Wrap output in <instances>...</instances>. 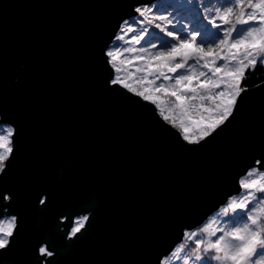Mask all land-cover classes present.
Here are the masks:
<instances>
[{
	"label": "water",
	"instance_id": "obj_1",
	"mask_svg": "<svg viewBox=\"0 0 264 264\" xmlns=\"http://www.w3.org/2000/svg\"><path fill=\"white\" fill-rule=\"evenodd\" d=\"M137 3L0 0V124L15 130L0 214L18 218L0 264H161L264 159V82L199 145L106 86L103 50ZM81 211L89 220L70 238ZM45 243L51 257L37 251Z\"/></svg>",
	"mask_w": 264,
	"mask_h": 264
},
{
	"label": "snow or ice",
	"instance_id": "obj_2",
	"mask_svg": "<svg viewBox=\"0 0 264 264\" xmlns=\"http://www.w3.org/2000/svg\"><path fill=\"white\" fill-rule=\"evenodd\" d=\"M133 10L138 18H132L131 23L122 20L112 44L103 50L110 69L106 86L154 105L156 115L187 144L207 141L234 119L248 91L243 86L247 73L254 72L258 64L264 66V0H223L213 9L203 0H157L155 4L138 0ZM189 16L216 30L218 43L212 41L206 48L204 41L197 42L202 32L191 22L177 27L178 20ZM190 60L203 62L211 75L180 74L186 66L195 67V63L188 64ZM220 61L234 64L230 68L223 63L217 66ZM14 131L9 128L8 135L0 137V175L6 174L10 162ZM261 168L264 159L254 161L247 175ZM239 183L246 195L230 199L222 223L213 220L214 228L210 224L199 230L208 232L207 239L194 231L185 234L194 247L184 264H264V183L243 179ZM12 199V193L0 192V201ZM46 199L42 196L39 203L45 204ZM88 220L87 215L69 219L70 238H79ZM4 223L8 226H2ZM17 229V216L4 221L0 214V250L14 242ZM37 251L43 257L54 254L46 243Z\"/></svg>",
	"mask_w": 264,
	"mask_h": 264
},
{
	"label": "rangeland",
	"instance_id": "obj_3",
	"mask_svg": "<svg viewBox=\"0 0 264 264\" xmlns=\"http://www.w3.org/2000/svg\"><path fill=\"white\" fill-rule=\"evenodd\" d=\"M207 0H203V3H206ZM157 2V1H156ZM155 2V3H156ZM223 3V0H216L213 2V5L211 7H209V9H213L215 7H220L221 4ZM154 4V3H153ZM134 18V17H133ZM129 20V19H128ZM198 21V20H193V18L191 16H189L187 19H182V20H178V23H177V27L180 26V23H183L184 25H188L190 22L192 24V26L195 24V22ZM197 23V22H196ZM197 29H199L202 33L206 32L208 35L204 36L203 39L200 40V37L197 38V42H200V41H204V46L207 48L208 46V43H211L212 41H216L218 43V36H217V33H216V30L212 29L210 26L207 25V22L205 21V23H201L199 24L197 27ZM183 38V37H182ZM122 43V42H121ZM158 44V43H157ZM133 47H139V45H132ZM195 62L190 60L188 61V64L189 65H192L194 64ZM202 63L203 62H200V63H195V67L194 68H190V67H187L183 70H179L181 71L180 74H188V73H192V74H195V75H199L200 72H205L207 73L208 75H211V72L209 69H206L202 66ZM220 63H223L226 67H232L234 62H231L229 63L228 61H220L217 63V66H219ZM201 79H203V77H201ZM160 81H158L157 83H159ZM1 128H0V137H3V136H7L8 135V132L7 130L9 128H12L11 126L9 125H0ZM10 140H11V137H10ZM11 147V144L9 145ZM0 151H3V149H0ZM252 179H247L245 182H248V183H251L252 181H257V182H260V183H264V175L260 174V175H255L254 177H251ZM243 191V189H242ZM246 195V192L243 193V194H237L233 197H235L236 199H240L242 198L243 196ZM231 197V198H233ZM230 198V199H231ZM230 199H229V202H230ZM223 205L220 209V213L215 215V216H212L210 219L207 220L206 223H203L201 226L193 229V230H188L189 232H198V234L200 235V238L202 239H207L208 238V232H203V233H200L199 230L204 228L205 226L207 225H210L212 224V221L215 220L216 223H222L224 220H226V216L223 215V210L224 208L227 207L228 203ZM10 217H5L3 218L4 221H7ZM2 226L4 227H7L8 225L6 223H4ZM215 225L212 224V228H214ZM209 231H211V228L209 229ZM188 238V237H187ZM190 239V238H188ZM190 241V240H189ZM188 241V242H189ZM179 245V244H178ZM177 245V246H178ZM178 248V247H177ZM174 250L172 251V253L170 255H168L167 257H165L163 259V264H174V262H176L175 264H184L185 260L186 259H181V256L179 255V253H174ZM165 260V261H164ZM213 264H215V262H213Z\"/></svg>",
	"mask_w": 264,
	"mask_h": 264
},
{
	"label": "trees",
	"instance_id": "obj_4",
	"mask_svg": "<svg viewBox=\"0 0 264 264\" xmlns=\"http://www.w3.org/2000/svg\"><path fill=\"white\" fill-rule=\"evenodd\" d=\"M214 1H216V0H207L206 1V4L208 5V7H211L212 5H213V2ZM161 2L163 3V2H166V0H161ZM157 3V2H156ZM155 4V3H154ZM135 18H138V15L135 17ZM132 19V18H131ZM131 19H129L128 21H129V23H131ZM197 22V23H196ZM195 22V24L193 25L195 28L199 25V24H201V23H205V21H200V20H198V21H196ZM148 27L151 29V25H148ZM157 33L159 32V30L158 29H156L155 30ZM162 35V34H161ZM206 35H208L206 32H204V33H202V36L200 37V40L201 39H203L204 38V36H206ZM159 42L160 41H156V43H158L159 44ZM179 72H181V71H179ZM262 82H264V66H261V65H257V67H256V70L253 72V71H249L248 73H247V78L243 81V86H246L247 88H251V87H254V86H256V85H258V84H260V83H262ZM172 99H174V98H172ZM0 125H2V124H0ZM0 128H1V126H0ZM251 170V169H250ZM249 170V171H250ZM262 173H264V170H261L260 169V172H257V173H255V174H253V175H251V176H249V175H244L242 178H241V180L243 179L244 181H246L247 179H252L251 177H254L255 175H260V174H262ZM243 193H245V191H244V189H243V191H241L239 194L241 195V194H243ZM238 194V195H239ZM229 202V201H228ZM227 204V203H226ZM220 209H222V208H220ZM218 210V211H216L215 213H213L211 216H210V218L212 217V216H215V215H217V214H219L220 213V211L221 210ZM209 218V219H210ZM225 219H227V217L225 218ZM207 222V221H206ZM205 222V223H206ZM187 232H189L188 230L185 232V234L187 233ZM190 240V241H189ZM189 241V242H188ZM178 247V248H177ZM175 249H174V253H179V255L181 256V259H187V256L188 255H191L192 254V249H193V247H194V243L192 242V240L191 239H188L187 238V236L185 235L184 236V239L182 240V242L177 246ZM173 253V254H174ZM166 259V258H165ZM165 261V260H164ZM176 262H174V264H175Z\"/></svg>",
	"mask_w": 264,
	"mask_h": 264
},
{
	"label": "flooded vegetation",
	"instance_id": "obj_5",
	"mask_svg": "<svg viewBox=\"0 0 264 264\" xmlns=\"http://www.w3.org/2000/svg\"><path fill=\"white\" fill-rule=\"evenodd\" d=\"M85 215L90 216V212H86V211L79 212L77 215L74 216L73 221L76 220V219H79L80 217L85 216ZM60 220L63 221V222H66L67 218L66 217H61ZM69 236H70V233H69ZM44 258H46V257H44Z\"/></svg>",
	"mask_w": 264,
	"mask_h": 264
}]
</instances>
